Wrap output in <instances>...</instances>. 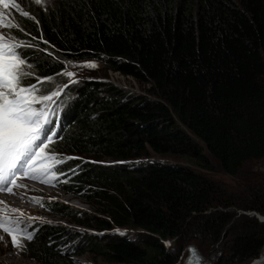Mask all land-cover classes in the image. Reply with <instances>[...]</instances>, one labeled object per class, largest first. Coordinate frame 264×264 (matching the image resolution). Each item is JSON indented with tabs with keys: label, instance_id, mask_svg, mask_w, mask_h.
Masks as SVG:
<instances>
[{
	"label": "trees",
	"instance_id": "obj_1",
	"mask_svg": "<svg viewBox=\"0 0 264 264\" xmlns=\"http://www.w3.org/2000/svg\"><path fill=\"white\" fill-rule=\"evenodd\" d=\"M27 5L20 9L35 20L16 10L10 18L30 33L16 31L17 37L37 38L32 42L39 50L26 49L35 75L61 84V62L96 60L148 85L147 93H129L81 78L71 85L77 98H62L68 85L58 101L57 138L45 151L78 159L58 165L67 183H52L97 204L106 216L92 220L84 213L82 221L101 230L84 237L89 250L110 263L174 264L181 251L167 250V242L215 243L228 231L229 256L239 264L259 258L264 222L249 215L233 221L236 212L228 209L264 214V182L252 181L234 195L202 170L214 169L207 152L233 176L264 158V0ZM67 208L52 206L58 214H74ZM130 228L143 231L130 234ZM34 230V238L22 242L24 256L37 264H72L65 227L45 223Z\"/></svg>",
	"mask_w": 264,
	"mask_h": 264
},
{
	"label": "snow or ice",
	"instance_id": "obj_2",
	"mask_svg": "<svg viewBox=\"0 0 264 264\" xmlns=\"http://www.w3.org/2000/svg\"><path fill=\"white\" fill-rule=\"evenodd\" d=\"M41 5L44 0H33ZM0 192H12V185L16 184L17 177L32 172L33 178L42 179L45 183H67V180H60L59 176L66 175L60 172L58 165L68 160L78 159L53 154L45 157L53 160L52 167L44 169L39 175L34 166L37 156H42L49 142L57 138L53 130L55 123L53 116L59 110L58 101L63 90L68 84H56L54 76L40 77L34 74L35 65L29 62L26 49L38 46L32 41V37L26 41L17 37L14 33L19 31L23 35H30L11 18L5 23L4 9L9 6L15 9L19 15L35 20L27 11H22L16 0H0ZM39 24V21H36ZM39 39H43L42 34ZM48 44L47 41H43ZM43 51L47 52V49ZM52 56V53H47ZM64 70L58 75L68 77L69 83H78L72 79L75 73L68 70L67 66L95 69L98 65L94 61H87L82 64L73 65L72 61L61 62ZM35 81L31 83L30 81ZM50 83V89H44L43 85ZM51 151V149H49ZM69 171H74L69 169ZM53 172L59 175L49 179ZM17 187H25L17 185ZM36 199V198H34ZM38 202H40L38 200ZM5 209L9 215H4ZM40 218L26 217L18 208L10 207L0 200V242H4V236L9 237V242L15 248H23L24 240H32L38 230L29 231L32 224ZM51 223L50 221H42ZM193 252L195 250H192Z\"/></svg>",
	"mask_w": 264,
	"mask_h": 264
},
{
	"label": "rangeland",
	"instance_id": "obj_3",
	"mask_svg": "<svg viewBox=\"0 0 264 264\" xmlns=\"http://www.w3.org/2000/svg\"><path fill=\"white\" fill-rule=\"evenodd\" d=\"M51 0H44L42 3H47ZM16 3L22 8L25 4L30 6H40L33 2V0H16ZM25 3V4H23ZM23 4V6H22ZM27 5V6H28ZM3 6L0 5V9ZM13 9L11 5L8 9H4L5 13V20L7 21L12 13ZM94 61L98 67L95 69L90 68H81L76 66H68V70L75 73V76L72 79L77 81H81L82 79H89L96 80L101 83H109L111 82L113 85L126 90L129 93H147L148 85H143L133 77L125 76L119 71H114L112 69H106L105 64L96 60ZM87 61H83L81 63H73V65L82 64ZM62 82L61 84H68L71 88V85L74 87L78 85L80 82L76 83H69L65 82V80L69 81L68 77L60 79ZM56 82V81H54ZM60 84V85H61ZM72 87V88H73ZM72 88L65 94L66 96L62 97L65 98L64 100L72 101L76 99L78 96L77 92L72 91ZM105 91L106 88L102 87ZM107 90V89H106ZM109 94L106 92L105 94ZM67 98V99H66ZM67 103V102H66ZM209 158H211L214 169L213 170H206L203 169V172H206L208 175L211 176L213 180L220 183L221 186L229 193V194H237L240 193L245 187L249 185V183L254 182H264V158L261 160H253L252 162L248 163V165L240 171V173L236 176L230 175L223 170L221 165L214 159V157L207 152ZM154 156V154H153ZM157 159L167 160L171 162H179V163H188L185 159L180 160L177 157H168V156H154ZM185 160V161H184ZM44 166L41 167L40 171H43ZM200 171V170H199ZM41 173V172H40ZM40 173H37L39 175ZM50 179V178H49ZM30 183H25L24 188H19L16 195H21L23 198L27 200H23L19 202V204H15L16 206H10L6 201L0 198V200L4 201L7 206L15 207L20 209L26 217H37V219L32 225L37 227L39 225H43L42 221H50V224L59 225L66 228L69 231L70 235L68 236L67 240L65 241V247L67 249L70 248V253L72 255V264H117V263H110L105 260L102 256L96 255L92 251L89 250V246L87 243L84 242V237H88L93 234L101 233V230L96 228L94 223H85L82 221L83 215L85 212L89 213L94 220L96 217H104L103 211H101V207L97 204L88 203L85 201L86 199H80L79 197L74 196L71 193H68L55 184L52 183H45L42 179L31 178ZM29 189V190H28ZM39 191L38 193L30 191ZM41 191V192H40ZM255 193V192H254ZM36 198V199H34ZM38 200L40 202H38ZM18 203V202H17ZM22 203V204H21ZM65 205L67 210L74 212V214H58L56 213V209H52L55 206ZM228 210L231 212H236V215L233 219H237L239 216L242 215H249L251 217H257V214L264 216L263 213L257 212L255 210L245 211L242 209H236V207H230ZM246 212H255L257 214H248ZM9 214L7 209H5L4 215ZM260 221V219L258 218ZM92 222V221H90ZM232 222L229 224L231 226ZM228 226V227H229ZM126 232V229H124ZM143 230L130 228L129 233H136L142 232ZM227 232L218 240V242H213V240H207L202 238L200 242L190 241L189 239H184L182 241L173 239L170 242H167V250L178 251L180 250V256L178 260L174 264H182L183 260L186 257V248L190 243H198L201 252L203 253L204 257L210 262V264H239L238 261L233 257L229 256L231 237H227ZM196 237V236H195ZM23 242V241H22ZM85 252L81 254L80 252ZM23 248H15L9 242V237L7 235L4 236V242H0V262L3 264H37L36 261L27 258L22 254ZM264 248L261 252L260 259H253L250 262L245 264H254L256 260V264H264V260L262 262H257L261 260L263 256ZM259 259V260H258Z\"/></svg>",
	"mask_w": 264,
	"mask_h": 264
},
{
	"label": "water",
	"instance_id": "obj_4",
	"mask_svg": "<svg viewBox=\"0 0 264 264\" xmlns=\"http://www.w3.org/2000/svg\"><path fill=\"white\" fill-rule=\"evenodd\" d=\"M248 214H257L255 212H246ZM257 217L261 222H264V216L257 214ZM192 250H195L194 252ZM182 264H210V262L204 257L199 246L196 243H191L186 248V257Z\"/></svg>",
	"mask_w": 264,
	"mask_h": 264
},
{
	"label": "bare ground",
	"instance_id": "obj_5",
	"mask_svg": "<svg viewBox=\"0 0 264 264\" xmlns=\"http://www.w3.org/2000/svg\"><path fill=\"white\" fill-rule=\"evenodd\" d=\"M37 191V190H36ZM39 192V191H37ZM41 192V191H40ZM17 193H12V194H7V195H0V198L2 197V199L4 201H6V203H8L10 206H16L17 204H19V202H22L23 200H27L25 198H23L21 195H16ZM18 202V203H17ZM16 204V205H15ZM22 204V203H21ZM260 259V258H259ZM258 259V260H259ZM264 260V253H263V256L261 257V260L260 261H257V262H262ZM256 262V260H255ZM254 262V264H256ZM264 262V261H263ZM258 264V263H257Z\"/></svg>",
	"mask_w": 264,
	"mask_h": 264
},
{
	"label": "clouds",
	"instance_id": "obj_6",
	"mask_svg": "<svg viewBox=\"0 0 264 264\" xmlns=\"http://www.w3.org/2000/svg\"><path fill=\"white\" fill-rule=\"evenodd\" d=\"M30 184H31V183H30ZM28 190H29V189H28ZM32 192L38 193L37 191H33V190H32V191H30L29 193H32Z\"/></svg>",
	"mask_w": 264,
	"mask_h": 264
}]
</instances>
